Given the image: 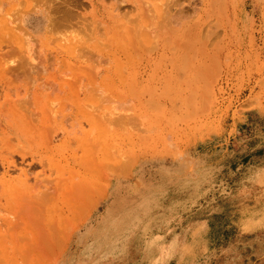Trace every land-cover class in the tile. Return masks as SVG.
<instances>
[{"label": "rangeland", "instance_id": "1", "mask_svg": "<svg viewBox=\"0 0 264 264\" xmlns=\"http://www.w3.org/2000/svg\"><path fill=\"white\" fill-rule=\"evenodd\" d=\"M3 1L6 0H0V53L7 51V48L8 52L12 51V46L23 56V51L27 54L33 43L30 48L34 46L33 53L38 52L37 56L34 54L36 61H41L39 57L44 58L40 63L44 69H39V74L31 75L38 74L43 78L55 76L59 83L56 89L42 85L38 90L36 87L21 90L18 95L12 90L10 96H17V99L22 97V102L17 101L16 105L24 107L27 118L38 123L45 122L39 119L41 111L44 113L53 108L61 110L63 106L72 105L76 116L73 137L72 141L65 139L70 144L63 152L70 162L77 163V170L89 168L91 171L95 181L92 185L94 190H91L93 199L105 191L95 207L92 204L91 215L79 224L76 231L88 229L93 232L95 229L93 237L101 242L100 222L94 220L101 214L105 199L109 196L142 198L143 203L173 198L179 204L177 209L181 210L182 203L188 205L189 221H175L172 225L159 222L163 230L172 229L174 237L168 239L167 246L157 254V264H264V0H153V4L152 0H148L150 3L144 0L145 7L149 9L147 3L151 7L154 5L152 11L157 14L153 19V13L148 10L154 23L151 25L147 11L142 16L143 10L133 7L134 11L128 3H125L128 8L119 6L121 12L117 13V9L112 7L114 0H110V15L114 14L111 22L107 21V26L93 11H76L69 7L70 11H76L73 15L78 13L79 17L74 15L75 20L67 17L68 23L65 19L64 22L59 21L61 26H68L67 29L60 26L42 31L37 36L39 44L35 37L28 39L27 33L23 32L26 39L32 41L31 44H24L25 36L21 39L22 34H18L24 31L21 26L23 13L37 8L36 2L39 0H16L7 8L2 6ZM41 1L42 4L45 2ZM35 3L37 6L33 5ZM169 3H172V7ZM156 8L159 12L164 11L160 12L161 17ZM125 10L130 17L123 14ZM137 10L135 16L133 13H137ZM181 10L191 19L190 24L197 26L198 41L202 45L201 70L186 75L172 69L175 57H179L176 50L182 47L179 44L184 41L176 36V27L180 26L181 21L175 18L181 20ZM175 12H180L176 13L177 17ZM166 16L173 21L165 19ZM16 17L20 18V24ZM84 17L88 19L87 23ZM125 18L132 22H125ZM156 19H162V24ZM154 20L162 26L169 23L175 31L171 28L170 34L169 29L164 30L162 36L163 30L159 29L158 24L155 25ZM140 22L149 24L151 28L142 23L145 28L142 29ZM68 24L74 26L69 27ZM85 24L90 30H86ZM121 25L128 32L125 36L124 26ZM12 27L21 30L17 33ZM128 27L132 33L127 30ZM152 27L159 30H155L157 38L145 33L146 28H149V32L153 31ZM97 30L100 33L97 34ZM167 32L173 36L172 39L167 37L170 36ZM101 33L105 34L104 38ZM139 33H145L146 38L148 36L150 39L142 40L146 50L145 47L141 48L142 44L133 51L130 48L125 50L126 44L139 41V36H136ZM151 36L156 38V48L153 43L150 44ZM26 39L24 41L29 42ZM102 40H105V44H102ZM159 42L161 46L158 47ZM22 44L28 47L23 48ZM147 45L151 50L155 49L149 52ZM79 46L83 48H76ZM117 46L121 48L118 50ZM102 48L105 51L100 50ZM15 49L12 51L14 57L24 60L26 55L19 58L18 54L17 58ZM76 49H81L80 53L87 49L84 52L94 56H90L89 61H83L88 58L81 57ZM40 51L42 57L38 55ZM85 53L83 56L89 55ZM135 53L138 55L135 56ZM78 55L83 60H79ZM99 56L106 58L99 59ZM1 57L2 60L6 58ZM107 57L111 61L106 60ZM147 57L155 58V62L145 71L143 59ZM23 60L24 69L21 70L26 75L35 72L36 69L27 66ZM37 66L34 65V68ZM26 69H32V72ZM3 72L6 73L0 69V74ZM141 78L143 82L137 85ZM65 82L68 85L60 87ZM84 83L87 88L80 87ZM3 96L0 88V101H3ZM61 126L59 122L53 128L48 127L43 135L30 137V143L38 145L45 142L49 134ZM62 136H58L57 143L63 142ZM11 143L16 144L14 141ZM113 170L118 171H114V174ZM68 176L67 173L66 179L63 175V179L58 178L57 196L48 201L45 207L51 212L43 213L45 218H59L57 225L61 224L66 229L73 226L75 218L82 214L75 208L70 209L69 200L59 192L66 185L64 183L68 181ZM112 183L121 184L116 194L110 195ZM101 185L106 186L105 190H101ZM60 208L65 210L62 215L54 211ZM125 208L121 206L122 210ZM141 208L143 212L154 215L160 209L154 205H142ZM168 209L175 207L168 206ZM96 224L99 225L97 228L94 227ZM57 236L56 239V236L50 235L49 240H59L60 246L56 247L57 242L53 243L55 240L50 241L52 244L47 239L45 244H52L54 250L52 245L47 249L42 248L39 264H54V255L69 243L71 235L60 232ZM5 253L6 249L0 247V262ZM32 254L40 257L39 253H30V258ZM4 263L5 259L0 264Z\"/></svg>", "mask_w": 264, "mask_h": 264}, {"label": "bare ground", "instance_id": "2", "mask_svg": "<svg viewBox=\"0 0 264 264\" xmlns=\"http://www.w3.org/2000/svg\"><path fill=\"white\" fill-rule=\"evenodd\" d=\"M51 1L53 2V0H50V3H51ZM63 1H66V0H62V2L61 1L60 2L63 4ZM69 1H67V2H69ZM76 1H78V3H80L79 0H76ZM104 1L105 0H90L89 4L91 6V11H93V13L100 20H104L105 25L107 26V24L109 25L108 22H111V20H112L111 16L114 13L112 15H110V11L108 10V16H107V8H106ZM107 1H109V0H106V2ZM121 1L123 2V4H125L124 1L126 3H128V5H130L132 7V9H133V7H135L138 10H143V12L141 11L142 16L145 15L144 11H147V13H148V10H151L152 13L154 11V9L152 8V7H154V5H152V7H151L149 4L150 1H148V0L147 1L149 3H147V5H149L148 6L149 9L147 7H145L146 1L144 2V0L143 1L142 0H114V2H112L113 4L110 1V4L113 5L112 7L117 9V13H118V11L121 12L119 10V4L122 5ZM211 1H213V0H211ZM152 2L154 3L153 0L151 1V3ZM36 3H38V1ZM36 3L33 5L37 6ZM61 3H59L60 5L59 4L58 5L61 6L62 5ZM83 3L85 4L86 2H83ZM38 4L40 5L41 3L39 2ZM54 4H55V1H54ZM74 4H76V3L74 2ZM169 4L172 7V3H169ZM63 5H65V4H63ZM70 5H71V3L69 4V6ZM121 5H120V7H121ZM128 5H125L124 7L127 6V8H128ZM210 5H212V4H210ZM22 6L23 5H21L20 8H22ZM69 6L67 5L68 8L66 7V5L64 7H66L67 10H70L72 7H70V9H69ZM72 6H74L73 8H79L80 9V7H78L79 4L76 7H75V5H72ZM142 6H143V9H142ZM62 7L63 6H61L58 9V11L61 10ZM144 7L147 10L146 9L144 10ZM45 8H48V7L45 6ZM102 8H103V10H102ZM135 8L133 9L134 11H135ZM160 8H161V6H160ZM17 9H15V10L13 9V10L16 11ZM152 9H153V11H152ZM31 10H32V8H31ZM67 10H65V8H63L62 9L63 12L59 11L58 18L54 21L55 23L52 21V20H54L53 17H51L52 20L50 22H53L55 25L58 23L57 24L58 28H60V26H59L60 22H58V21L64 22L63 20L65 19V21H67V23H68L70 18L71 19L73 18V20H75L76 16H75V18L73 16L77 15L78 13L73 15V13L74 12L76 13V11H74V12L71 11V14H70L72 16L71 17L69 15L70 11L68 12ZM126 10L128 11V9H126ZM126 10H125V13L123 12V14L125 16H128L130 13V15H131L130 9H129V13ZM138 10H137V13H133V14L134 15L138 14ZM162 10H164V9L162 8ZM167 10H169V9H167ZM17 11L20 12V10H17ZM29 11L30 10H28V12ZM160 12L158 10V15ZM162 12H164V11H162ZM194 12H195V10H194ZM196 12L198 14L199 8L197 9ZM10 13H11V11H10ZM10 13H9V15H10ZM48 13H46V14H48ZM52 13H49V14L51 15ZM126 13H128V14H126ZM139 13H140V11H139ZM161 13H160V17L162 16ZM169 13H171V12H169ZM176 13H180V12H175V15H176ZM150 14L151 13H148V19H150V17H151ZM167 14H168V11H167ZM53 15L55 16V14H53ZM130 15H129V17H130ZM152 15H154L153 19H155L157 16L156 13L155 14L153 13ZM163 15H164V13H163ZM179 15H180L179 17H181V20H180V18L177 17V15H176L177 18H175V20H177V21L179 20V21H181V23H179L180 26L176 27L178 30L177 34L175 32V33H173V35L176 34L177 37L183 38L184 41L179 44L182 47H180L176 50V53L179 54V57H175L174 63L172 65L173 66L172 69L179 70L181 73L184 72V74L186 75V74H190V73H194V72H199L201 70V68H202V64H201V59H202L201 47H202V45H200L199 41H198L199 31H196L197 26H195L194 24L193 25L190 24L191 19L189 20V16L187 14H185L183 10H181V13ZM182 15H185L186 17L182 16ZM77 16L79 17V15H77ZM135 16H137V15H135ZM169 16L171 17V15H169ZM169 16L168 17L166 16V18L165 17H163V18L169 19L170 18ZM55 17H57V16H55ZM67 17L69 20H66ZM86 17H84V18L86 19ZM6 18H9V17L7 16ZM131 18H132V15H131ZM17 19L19 20L20 18H17ZM47 19H50V18H47ZM85 19H84V21H85V23H87L86 21L88 19H86V20ZM151 19H152V17H151ZM151 19H150V22L152 21L151 23L149 22V20L148 21L146 19L145 20L147 21V23L149 22V24L151 25V24H154L153 19L152 20ZM157 19H156L157 22H160L162 20V19L161 20L160 19L157 20ZM172 19H174V16L172 17ZM21 20H23V19L21 18ZM169 20H171V18ZM96 21H95V23H96ZM124 21L127 22L128 20L125 18ZM130 21L132 22V20H130ZM130 21H128V23H130ZM171 21H173V20H171ZM171 21L167 20V22H171ZM8 22L11 23L12 20H9ZM8 22H7V24H9ZM19 22H20V20L17 23L20 24ZM50 22L48 24H50ZM76 22L80 23L81 21H76ZM76 22H74L73 24H77ZM143 22H145V21H143ZM143 22H140L139 25H140V27L142 26L141 27L142 29H145V28H143L144 25H146L145 27H148L147 25H149V24H145L146 22L145 23H143ZM154 22H155V20H154ZM157 22H155V25L158 24ZM142 23L144 25H141ZM54 24L51 27L54 28ZM73 24H68V25L70 27V26H74ZM132 24H130V25H132ZM159 24H158L159 29L163 30L162 36H164V30L167 31L169 29V31H170V29L172 28V30L175 31V28L173 29V26L170 28L169 23H166L169 26V28L166 24H164L163 26L161 25L162 23L160 25ZM85 25L87 26L88 24H85ZM102 25H104V23L101 24V26ZM139 25H137V27ZM150 25H149V27H150ZM76 26L77 25H75V27ZM89 26H91V24ZM106 26H104V27H106ZM121 26H124V25H121ZM126 26H127V24H126ZM152 26H154V25H152ZM61 27H66V29L68 28V26H66V25H63ZM75 27H73V29L72 28L71 29L74 30ZM160 27H163V28H160ZM166 27H167V29H166ZM13 28H15V27H12V29ZM16 28H17V30L13 29V31L14 32L17 31V33H18L21 29L18 27H16ZM78 28H79V26H78ZM83 28H81V29L83 30ZM89 28L90 27L87 26L86 30H88ZM153 28L154 27H152L151 30H153ZM123 29L122 30L124 31V33L122 31L121 32L125 36V34H127L128 32L125 31V26ZM137 29L139 30L140 28L138 27ZM147 29H149V28H146L145 33L148 36H150L149 34H153V36L154 37L156 36V38H157V31H155V30H158L157 28L153 31H150L152 33H150ZM26 30L19 32L18 34H22L23 32L25 33ZM127 30H130L129 32L132 33V29H130L129 27ZM33 32L35 33V35H33L29 32H26L27 37H28V39L35 37L34 40L38 41L37 43L39 44L40 39H37L39 37L38 36L39 33L36 30ZM82 32L85 33L84 31H82ZM98 32L99 31L97 30V34H98ZM158 32H159V30H158ZM102 33H101V35H102ZM145 33H139L138 35H136V36H139V39H138L139 41H137V42H135V40L131 41L128 45L126 44V49L125 48L124 49L127 50L128 48H130L133 51V49H136V47H139L141 44H142L141 48H144L146 46V45L144 46V42H143L144 38L146 39V41L150 40L148 38V36H147L148 39L146 38ZM105 34H106V32H105ZM105 34L102 35L103 38H104ZM109 34H111V33H109ZM170 34H172L171 31H170ZM25 35L26 34H22L21 39H22V36H25ZM118 35L120 36V34H118ZM132 35L133 34H131L130 36H132ZM153 36H151V38ZM162 36H161V38H162ZM166 36L167 35H165V37H164L165 39H167ZM171 36L172 35L167 36V37L171 38ZM27 37L25 36V38L23 37V39L25 40ZM107 37H108V35H107ZM154 37L151 39V42L150 41L149 42H150V44L153 43L155 45V48H156L157 47L155 44L156 38H154ZM174 37H175V35H174ZM177 37L175 39H177ZM164 38H162V39H164ZM172 38H173V36H172ZM28 39H26V40H28ZM134 39L137 40V38H135V36H134ZM24 40L22 42L24 44H27L29 42L32 43L31 40L30 41L28 40L29 42L24 41ZM104 41L102 40V44ZM76 42H77V40L75 41V45H76ZM141 42H143V43H141ZM106 43H108V41H106ZM126 43H128V42H126ZM161 43H162V41H161ZM161 43L159 42L158 43L159 45L157 44L158 47L161 46L160 45ZM104 44H105V42H104ZM32 45H33V43L30 46H32ZM112 45H113V43H112ZM149 45H147V50L149 49L148 51L150 52L151 48L148 47ZM24 46L25 45H23V48H24ZM26 46H25V48H26ZM30 46L28 48L29 50L27 49L28 50L27 54H25L26 51L25 52L23 51V53L26 55L25 56L23 54V56H25L26 60L25 59L24 60L23 59H21V60L16 59L14 57V54L12 53V51H14L15 47L12 48V46H10L11 49H13L12 51L8 52V48H7V51L0 53V69L6 71V73L3 72V74H0V88L4 94L3 101H0V238L3 239L4 241L0 240V247H3L4 249H6V253H7V254L5 253L6 254L5 257H4V254L2 256V258L5 259L4 264H6V262L7 263L9 262L10 264H39V259L42 258V255L40 254L42 248L47 249L53 243L55 244L57 242L56 239L58 238L57 235L60 232L69 233V235H71L77 229L79 224L83 223L87 219L88 215L92 212L95 205L101 199V196L104 195L103 192H105V191H103V192L101 191L102 195H99L100 197L93 199V197L91 196V190L94 188V187H92V185L94 184L93 182H95V181L91 177V171L89 170V168H86L85 170H77L76 169L78 166L77 163L76 162H73V163L70 162L67 159V155H65V153L63 152L64 150L67 149V145L70 144V143L65 142V139H69V141H72L71 138L73 137L72 133H73V128H74V120L76 118L73 106L72 105H66V106H63L61 110L59 108H57V109L53 108V109H50L49 111L44 112V113H42L43 111H41L40 112L41 115H40L39 119L42 121H45V122L44 123H38V122L33 121L31 118H29V119L27 118V116L25 115L24 107L16 105L22 99V97L17 99V96H15V97L10 96V92L12 90H14L16 92V94L18 95L21 92V90H27L28 88H31V87H36L35 89H37V90L42 85H47L51 89H56L57 87H59V83L56 80L55 76L43 78V76L38 75L39 69L40 70L44 69L40 65V63H42L44 61V58L39 57V59H41V61L40 60H39L40 62L36 61L34 54H36V56H37L38 52L36 53V51H34V53H33L34 46H33V49H31L32 47L30 48ZM123 46L125 47V45H123ZM80 47L81 46L76 47V48H80ZM153 47L154 46H152V48ZM82 48L83 47H81V49ZM116 48L119 50V48H121V47L118 48V46H117ZM155 48H153V49H155ZM81 49H76V51L81 52L82 51ZM103 49H105V48H102L100 50L105 51ZM22 50H24V49H22ZM145 50H146V47H145ZM152 50H151V52H152ZM84 51L87 52L88 50L85 49ZM84 51H83V53L79 52V54H80V56L82 55L81 57H86L88 59H84V60L80 59L81 57L78 55L79 60L89 61L94 55L91 53H85ZM120 51H121V49H120ZM15 52H17V49H15ZM29 52H32L31 54H33V55H31V54L29 55L28 54ZM42 52H43V50H42ZM134 52H132V55ZM143 52H144V50H143ZM8 53H9V55H8ZM10 53L13 54V57H10L12 55V54L10 55ZM84 53L89 54V55H87L89 57H87L86 55L83 56ZM136 54L137 53H135V56H136ZM144 54L146 55V52H144ZM16 55H17V58H18V56H19V58L23 57L22 53L20 54L19 52H17ZM27 55H29V57ZM38 55L42 57L41 51H40V54H38ZM74 55L76 56V54H74ZM1 56H3V58L6 57L5 60H2ZM90 56H91V58H90ZM100 56H99V59L104 57V56H102V57H100ZM129 56H131V55H129ZM104 58H106V56ZM125 58H127V55ZM68 59H70V58H68ZM22 60L27 62V66H29L31 68L33 67V69H36L35 72L30 73V72H32V71H30L32 69H30V70L26 69L30 73V75H29L28 72L25 70L28 74V75H26L25 72L23 70H21V69H24V67H23L24 62H22ZM106 60H110V59L107 57ZM34 61H35V64H34ZM71 62L75 63V61H71ZM77 62H79V61H76V63ZM153 62H155V58H152V57L144 58L143 59L144 67L142 65L143 69H145V71H146L148 66L151 67V63H153ZM36 64L38 66L40 65L39 67L37 66L38 70H37V68H34V65L36 67ZM47 67H48V65H47ZM53 68H51V69H53ZM54 70H53V72H55ZM151 70H154V69L152 68ZM35 73H38V74H36V76L31 75V74H35ZM64 75H66V74H64ZM68 78H70V77H68ZM142 82H143V78H141L140 80L137 81V85H140ZM65 85H68V82L61 84L60 87L63 88ZM70 86H71V84H70ZM80 87L81 88H87V84L84 83V84L80 85ZM23 99H24V97H23ZM20 102H22V100ZM21 108H23V109H21ZM59 122L62 123V126L59 128L56 127L49 134L48 139L45 142H42L38 145H33L30 143V141H31V140H29L30 137H33V136L35 137L38 134L43 135L45 133V130H47L48 127L53 128V127H55V124L59 123ZM60 134L63 135L62 136L63 142L57 143V138ZM12 141L16 142V144L11 143ZM101 168L103 170L102 166H101ZM106 170H107V168H106ZM114 171L116 172L118 170H113V173H114ZM103 172H105V169ZM67 173L69 175L67 178L68 181H65L64 185L65 184L66 185L65 186L63 185L64 187L63 188L61 187V190L59 192L64 198L69 200L68 206L70 207V209L75 208L77 211H82V212H80L82 214H80V215L77 214L78 216H77V218H75V224L73 226H70V228H68V229L62 228L61 224H60V226L57 225V222L60 220L59 218L58 219L57 218H51V217L45 218V215L43 214V213L49 214L51 212V209H47L45 207L48 204V201H50L51 199H54V197L57 196L58 189H59L58 188V185H59L58 184L59 183L58 178L59 177L62 178V175H63L64 178L66 179ZM103 174L104 173L100 174V179L102 177L101 175H103ZM59 175H61V176H59ZM101 188H102L101 190H105L106 186L103 187L101 185ZM92 204L94 205L93 208H91ZM84 206H86V208ZM54 211H57L59 215L60 214L62 215V213L63 214L65 213V210L62 211L61 208L59 210H54ZM55 234H57V235H55ZM50 235L56 236V239L54 238L55 242H53L54 240H52V238L49 240ZM47 239L49 242L52 241L53 243L50 242V243H52L51 245L45 244V243H47ZM58 242H59V240H58ZM58 242H57V244H55L56 247H57V245L60 246V243L58 244ZM52 248H53V245H52ZM49 250H52V249H49ZM53 250H54V248H53ZM7 251H10V252H7ZM2 252L4 253L3 250H2ZM30 253H39L40 257L34 256L32 254L33 257L30 258L29 257ZM3 260H2V262H3ZM2 262H0V263H2Z\"/></svg>", "mask_w": 264, "mask_h": 264}, {"label": "crops", "instance_id": "3", "mask_svg": "<svg viewBox=\"0 0 264 264\" xmlns=\"http://www.w3.org/2000/svg\"><path fill=\"white\" fill-rule=\"evenodd\" d=\"M44 1L43 4L41 0L38 1L41 4H38V7L34 11H27L22 15V27L24 30L27 29L26 32L35 35L33 32L35 30L40 34L48 28H57L58 23L55 25L54 21L58 18L59 11L63 12L62 9L64 6L66 5L67 7L70 3L71 5L69 7L72 8L74 7L72 5L76 7L79 4L78 7L80 9L74 8L76 11H91L90 0H79L80 3L76 0H66L64 1L65 5L61 3L62 0H53L51 3L50 0ZM13 2H16V0L3 1L2 6L7 8ZM58 2L63 6L59 11L58 9L61 6H59L60 4ZM104 3L108 16L110 0L107 2L105 0ZM124 3L126 2L124 1ZM122 5L125 4L122 2ZM45 6L48 8H45ZM48 12L53 13L50 15ZM51 20L54 23L50 22ZM49 22L50 24H48ZM53 24L54 28L51 27ZM59 26H61L60 23ZM120 184L115 183L113 185L112 183L110 185V189L112 190L110 195L116 194ZM145 202L152 203H143L142 198L136 197H107L103 204L101 214L94 220L95 222H100V230L102 233L101 242H99L98 238L93 237L96 231L95 229L93 232L88 229L75 230L70 236L69 243L54 255V264H157V254L161 252V248L167 246L168 239L174 237L173 230H163V226H159V222H169L170 225L175 221L188 222L189 209L188 205L184 203L181 205V210L179 208L177 209L176 207L179 204L175 203L176 201L173 198ZM142 205H154L160 207V209L154 215V213L143 212ZM121 206H125L126 208L122 210ZM168 206L175 207V209L170 210ZM179 211H181V214ZM98 226L96 224L94 227L97 228Z\"/></svg>", "mask_w": 264, "mask_h": 264}]
</instances>
